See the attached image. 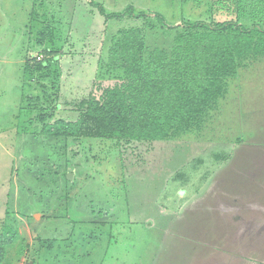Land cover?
<instances>
[{
    "label": "rangeland",
    "instance_id": "1",
    "mask_svg": "<svg viewBox=\"0 0 264 264\" xmlns=\"http://www.w3.org/2000/svg\"><path fill=\"white\" fill-rule=\"evenodd\" d=\"M100 4L151 14L106 19ZM155 13L169 26L210 19L181 0H0V237L17 232L0 264H264V57L228 77L199 135L64 144L31 121L25 99L40 71L26 64L57 53L51 121L74 119L93 82L116 76L103 63L119 29L143 28L147 49H171L184 28Z\"/></svg>",
    "mask_w": 264,
    "mask_h": 264
},
{
    "label": "trees",
    "instance_id": "2",
    "mask_svg": "<svg viewBox=\"0 0 264 264\" xmlns=\"http://www.w3.org/2000/svg\"><path fill=\"white\" fill-rule=\"evenodd\" d=\"M260 1L181 0L192 2L194 7H205L210 18L182 26H169L161 14L155 13L165 27L184 28L173 38L170 50L147 49L143 28L119 29L110 39L103 63L106 73L116 76L93 82L87 97L74 108L77 113L74 119L51 121L59 88L54 79L60 78L51 76L49 64L57 60L54 56L57 53L32 66L26 64L24 71L28 74L30 69L40 71L38 80L29 84L38 91L25 99L32 111V123L41 124L36 131L59 137L56 139L64 140V144L70 138L154 143L199 135L207 129V120L218 109L219 100L226 96L228 77L264 57V26L253 15ZM35 2L43 4V0ZM97 7L106 19L125 16L145 19L151 14L146 11L136 14L131 5L122 12L108 14L101 4ZM44 68L47 71L41 72ZM44 77H51L49 86L40 82ZM3 230L0 261L6 246L17 235L8 226Z\"/></svg>",
    "mask_w": 264,
    "mask_h": 264
},
{
    "label": "water",
    "instance_id": "3",
    "mask_svg": "<svg viewBox=\"0 0 264 264\" xmlns=\"http://www.w3.org/2000/svg\"><path fill=\"white\" fill-rule=\"evenodd\" d=\"M67 178H68V179H71V178H72V174H71V173H68V174H67ZM30 264H31V262H30Z\"/></svg>",
    "mask_w": 264,
    "mask_h": 264
}]
</instances>
